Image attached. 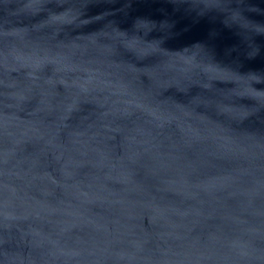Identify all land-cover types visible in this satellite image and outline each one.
Wrapping results in <instances>:
<instances>
[{"label":"water","instance_id":"water-1","mask_svg":"<svg viewBox=\"0 0 264 264\" xmlns=\"http://www.w3.org/2000/svg\"><path fill=\"white\" fill-rule=\"evenodd\" d=\"M0 264H264V0H0Z\"/></svg>","mask_w":264,"mask_h":264}]
</instances>
